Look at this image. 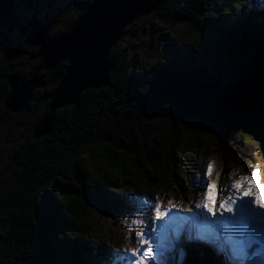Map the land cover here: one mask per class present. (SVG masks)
Returning <instances> with one entry per match:
<instances>
[{
    "label": "trees",
    "instance_id": "trees-1",
    "mask_svg": "<svg viewBox=\"0 0 264 264\" xmlns=\"http://www.w3.org/2000/svg\"><path fill=\"white\" fill-rule=\"evenodd\" d=\"M154 14L169 29L189 27L202 44L179 46L172 64L156 69L148 82L130 72L127 55L115 46L109 83L84 91L75 105L50 111L51 91L68 66L62 62L49 77L55 80L36 91L34 107L40 100L45 112L25 134L21 130L29 116L5 105L9 72L19 67H6L3 50L9 44L0 41L6 68L0 70V264H113L119 258L108 250L118 249L121 238L103 232L91 212L120 213L137 202L154 206L174 188L192 202L191 189L180 177L183 168L198 184L212 152L230 143L232 134L236 146L244 145L247 135L261 137L251 120L258 110L256 94H264V0H163ZM78 17L63 30L75 26ZM21 19H0V29L18 27ZM208 40L210 49L227 60L219 75L201 66ZM163 42L169 51L170 43ZM39 63L24 64L30 66L25 78ZM186 76L222 78L218 99L196 106L184 95L159 96L151 113L143 111L155 83L170 86ZM46 114L51 131L35 138ZM193 248L187 264H223Z\"/></svg>",
    "mask_w": 264,
    "mask_h": 264
},
{
    "label": "rangeland",
    "instance_id": "rangeland-1",
    "mask_svg": "<svg viewBox=\"0 0 264 264\" xmlns=\"http://www.w3.org/2000/svg\"><path fill=\"white\" fill-rule=\"evenodd\" d=\"M89 1L56 0L58 6L66 8L65 15L60 19L61 25L59 26L61 29L69 27L74 19L82 14L83 8L86 7ZM39 2L41 6H44L49 3V0H39ZM28 3V0H24L18 5L19 13H25L24 9L27 8ZM134 23L132 29L127 28L116 46L119 51L127 55V62L130 61L131 64L130 72L142 82L153 80L157 72L156 69H163L168 64H172L170 61L177 58L175 51L182 50L179 46L194 44V47H197L202 44V38L189 27L177 25L169 29L158 20L154 13L141 16ZM163 41L170 43L171 49L169 51L163 48L165 43ZM209 42L208 40L205 51L202 50L204 52L200 59L201 66L219 75L224 70L227 60L213 49H210ZM178 62L180 63V61ZM5 65L8 66V64ZM39 89L44 88H38L37 90ZM37 94L39 97L42 92L39 91ZM33 101L30 103L28 110H23L29 117L27 123L22 127L21 134H25L27 128L33 127L32 123L35 118L45 112L43 102L37 100L34 107ZM31 112L34 113L33 117H30ZM251 126L255 130L258 127V131H261V137L254 139V136L249 137L247 135L243 137L246 143L236 146L233 140L236 135H234L235 133L232 134L229 139L230 143H226V145L218 147L212 152L213 160L208 165L205 164L203 174L208 172L209 165L211 166V172L202 175V179L198 184L189 177L187 170L183 168L180 177L183 179L184 184L191 189L190 195L194 198L192 202L188 200V196H185L181 188H174L159 203L161 211L168 210L165 211L163 218L156 217L155 205L146 206L137 202L136 205L132 203L133 208L122 209L120 213L117 211L113 213L103 211L104 213L100 215L96 211L91 212L93 221L103 232L111 234L112 237L118 240L121 238L122 244L118 249L126 251L134 250L139 246L138 240L133 239L134 233L143 235L144 232H147V235H144L143 238L148 243L143 247L149 248V245H151L149 248L151 256H142L144 264H187L190 255H192L193 247L201 248L206 255L217 257L223 264H228L227 258L229 264H264V247L254 244L256 238L251 242V248L248 249L249 244L246 239L249 238V235L247 228L237 235L227 225L221 231V223L218 225L216 223L210 234L209 230L201 226V220L199 219L201 216L198 217L200 213L208 221L211 219L213 222H219L217 221L218 217L222 219L227 217L226 214L231 217L237 215L239 200L231 205L233 209L231 212L223 211V209H220L219 204L221 201L227 200L229 194L235 198L244 191H250L249 195L242 196V198L252 210H257L258 217L264 211L262 207L257 206L255 203L257 197L264 200V119L260 123H253ZM19 127L17 128L19 129ZM200 157L202 158V156ZM202 166L201 164L200 168ZM253 170H256L253 180L243 183L241 193H237L236 189L231 187L232 184L240 180L242 176L252 177ZM207 183L215 185L213 190L215 203L212 214L207 213L203 207ZM196 203H199L201 207L196 208ZM184 217L190 219L184 220ZM173 220L172 224H166L163 229L159 228L161 223ZM227 228L230 231H227ZM192 239L196 242L193 243ZM262 242L264 243V238ZM157 245H159V248H157ZM233 245H243L246 249L245 253L242 256L234 257L231 253ZM131 260L132 258L128 256L125 259H118L121 263L116 261L113 264H131Z\"/></svg>",
    "mask_w": 264,
    "mask_h": 264
},
{
    "label": "water",
    "instance_id": "water-1",
    "mask_svg": "<svg viewBox=\"0 0 264 264\" xmlns=\"http://www.w3.org/2000/svg\"><path fill=\"white\" fill-rule=\"evenodd\" d=\"M28 1L27 8L32 9L33 2ZM162 2L163 0H93L88 9L78 17L75 26L54 38L49 35V28L38 19V12L35 11L23 26L22 34L28 33L27 44L39 46L37 56L42 58V64L29 80H23L16 73L9 74L7 79L11 90L5 102L7 109L12 113L28 110L35 91L46 88L53 82V79L46 80L40 74L41 70H54L62 62H67L68 66L59 85L51 91L50 111L77 104L82 93L88 89L105 87L113 68L110 60L112 49L130 25L139 17L156 12ZM16 5L17 0H0V19H16ZM0 39H7L1 31ZM3 53L8 61H12L20 58L24 51L11 44ZM221 84L222 78L205 81L190 76L179 77L170 86L157 82L150 97L144 102L143 111L151 113L159 96L184 95L196 106L209 105L218 99ZM255 100L258 110L251 125L264 119V94L258 92ZM259 108L262 109L261 112ZM256 129L259 130L258 127ZM50 131V116L46 114L35 127L34 137L41 138Z\"/></svg>",
    "mask_w": 264,
    "mask_h": 264
},
{
    "label": "snow or ice",
    "instance_id": "snow-or-ice-1",
    "mask_svg": "<svg viewBox=\"0 0 264 264\" xmlns=\"http://www.w3.org/2000/svg\"><path fill=\"white\" fill-rule=\"evenodd\" d=\"M211 172V166L209 165L208 172L202 175H207L210 174ZM256 170H253V176H242L240 180L235 181L232 184V188L236 189L237 193H241V185L246 182H250L253 180L255 176ZM196 185L194 184V187ZM215 188V185L211 183H207V191L205 192V199H204V204L203 207L206 209L207 213L212 214L214 211V203H215V196L213 194V190ZM250 191H244L241 193V195H238L237 197L233 198L231 194H229L228 199L225 201H221L219 204L220 209H223L225 212H231L232 211V204L236 203L237 200H239L238 204V214L236 216L230 217L226 220H222L219 222H209L207 220H201V226L207 230H209V233L211 234L212 230V224L214 223H222L225 224L229 227H231L237 235L241 234L242 231L247 228L248 230V235H249V245L248 249L251 248V242L255 240L256 238V222H257V213L253 212L250 206L248 205L247 202H245L242 198V196L249 195ZM171 203V201H169ZM255 203L257 206L264 208V200H262L260 197H257L255 200ZM196 208H200L201 205L199 203L195 204ZM155 209H156V217L157 218H163L165 211H168L165 209L164 211L160 210V205L157 202L155 204ZM184 220H189V217H184ZM174 222L173 221H168L165 223H161L159 225L160 229L165 228L166 224L170 225ZM155 227V225H154ZM144 235H147V232H144L143 235L141 233H134L133 234V239L138 240L139 246L131 251H126L122 249H109L108 254H115L118 256L119 259H125L126 257L130 256L132 258L131 264H144V260L142 259L143 257H149L151 256V253L149 252V248L151 245H149V248L143 247V245H146L148 241L143 238ZM157 248H159V245H157ZM246 249L243 245H233L231 249V253L234 257L237 256H242L245 253Z\"/></svg>",
    "mask_w": 264,
    "mask_h": 264
},
{
    "label": "flooded vegetation",
    "instance_id": "flooded-vegetation-1",
    "mask_svg": "<svg viewBox=\"0 0 264 264\" xmlns=\"http://www.w3.org/2000/svg\"><path fill=\"white\" fill-rule=\"evenodd\" d=\"M21 2H24V0H17V5L15 7L17 18L13 19V20H17L18 17L20 16L21 18H23L21 20H23L24 23H22L18 27L13 24L10 28H8V27L7 28H1L0 31L5 34L7 39H0V41L6 40V41H8L9 45L13 44L16 47L20 48V50L24 51L23 55L20 58L13 60V62L7 60L8 61L7 64L8 65L12 64L11 68L12 67H19V70L10 71L9 74L13 72V73L18 74L23 80H29L32 78V76L30 78H25V73H28V70H30V66L27 68H24L26 66L24 64L29 63V64L36 65L38 63V61L40 62L42 60V58L37 56L39 46L34 47V46H31L30 44L26 43V37H27L28 33L25 32L24 34H22L23 26L26 25L27 22L32 18V14L35 11H37L38 12L37 13L38 19H41L46 24V27L49 28V35L52 38H54L57 35H59L63 32H66L63 29H61V27L59 26V25H61L60 19L63 18V15H65L66 9L58 6L56 3V0H49V3L45 4L44 6L40 5L41 3L39 2V0H32V2H33L32 9L25 8L24 9L25 13H23V12L19 13V11H18L19 6L18 5H20ZM1 19H8V18H1ZM57 25H58V28H57ZM41 64L42 63H39L35 67V71L38 68V66ZM23 68H24V70H23ZM1 69H4V70L6 69L3 67L2 62H0V70ZM54 70L49 71V70L43 69V70H41L40 74L43 75L46 80H52L53 79V81H54L55 77L49 78ZM34 72H33V74H34Z\"/></svg>",
    "mask_w": 264,
    "mask_h": 264
},
{
    "label": "bare ground",
    "instance_id": "bare-ground-1",
    "mask_svg": "<svg viewBox=\"0 0 264 264\" xmlns=\"http://www.w3.org/2000/svg\"><path fill=\"white\" fill-rule=\"evenodd\" d=\"M232 205H233V204H232ZM232 210H233V209H232ZM262 210H264V208H263ZM257 214H258V213H257ZM233 215H234V214H233ZM199 216H201V217H199ZM234 216H236V215H234ZM198 217H199L200 220H202V219L207 220L204 216L202 217V215H201L200 213L198 214ZM229 218H230V217H229ZM227 219H228V218H227ZM207 221H208V220H207ZM257 221H260V219L258 218V215H257ZM209 222L211 223V222H213V220L210 219ZM200 224H201V222H200ZM218 224H219V223H217V225H218ZM214 226H216V223L212 224V227H214ZM227 231H230V229L227 228ZM263 231H264V225H263ZM192 240H193V239H192ZM192 240H191V241H192ZM255 240H256V239H255ZM246 241H248V244L250 243L249 238H247ZM261 241H262V240H261ZM192 242L195 243L196 240H195V241L193 240ZM197 242H198V241H197ZM262 244H264V243L262 242ZM260 246L264 247V246L261 245V244H260ZM260 246H259V247H260ZM204 249H205V247H204ZM205 250H206L207 252H209V250H207V249H205ZM193 251H194V248L192 249V252H193ZM209 253H210V252H209ZM227 261H228V264H229V260H228V258H227Z\"/></svg>",
    "mask_w": 264,
    "mask_h": 264
}]
</instances>
